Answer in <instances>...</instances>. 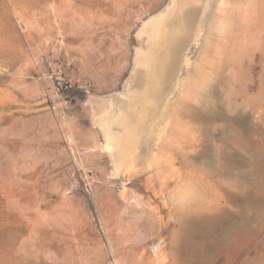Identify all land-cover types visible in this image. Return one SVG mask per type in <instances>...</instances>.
Returning <instances> with one entry per match:
<instances>
[{
    "label": "rangeland",
    "instance_id": "1",
    "mask_svg": "<svg viewBox=\"0 0 264 264\" xmlns=\"http://www.w3.org/2000/svg\"><path fill=\"white\" fill-rule=\"evenodd\" d=\"M171 3L0 0V264H264V0H200L152 86Z\"/></svg>",
    "mask_w": 264,
    "mask_h": 264
},
{
    "label": "bare ground",
    "instance_id": "2",
    "mask_svg": "<svg viewBox=\"0 0 264 264\" xmlns=\"http://www.w3.org/2000/svg\"><path fill=\"white\" fill-rule=\"evenodd\" d=\"M199 2L200 0H172L171 5L164 13L161 12L162 14L156 20L151 21L145 26L144 34L147 36H142L144 34L141 35L146 38L145 47L140 50L139 56L142 58V61H144L146 57L144 63L141 64L144 66V78H148V82H150V84L152 83V86L161 81L163 69L167 70L169 74L172 73L174 67L169 63V59L179 55V50L181 49L180 45L187 37L186 30L190 29ZM144 78L143 81L146 82ZM212 103L210 97L205 98L202 109L206 111V113L201 112L199 109L191 108L192 106L189 107L188 111H185L186 107L183 109L182 106V109H179L178 113L182 114L185 112L187 116L190 114L192 117L212 119L213 116L210 114ZM174 121L176 123V120ZM173 129L175 128L173 127ZM177 134L179 135V132ZM178 135L173 137L171 143H166L163 146L164 151L170 149L172 152L176 153L178 145L175 144V141L179 142V138H177ZM198 141L196 135H193V137L191 136V146H196Z\"/></svg>",
    "mask_w": 264,
    "mask_h": 264
},
{
    "label": "built area",
    "instance_id": "3",
    "mask_svg": "<svg viewBox=\"0 0 264 264\" xmlns=\"http://www.w3.org/2000/svg\"><path fill=\"white\" fill-rule=\"evenodd\" d=\"M45 78L50 79L57 92L67 94L72 90V78L65 70L64 64L59 59L46 58V67L42 71ZM92 86L90 81L80 85V87L89 90Z\"/></svg>",
    "mask_w": 264,
    "mask_h": 264
},
{
    "label": "water",
    "instance_id": "4",
    "mask_svg": "<svg viewBox=\"0 0 264 264\" xmlns=\"http://www.w3.org/2000/svg\"><path fill=\"white\" fill-rule=\"evenodd\" d=\"M48 105H50V103L48 101H45V102H42V103H39V104L28 106V108H30V109H38V108H41V107H44V106H48Z\"/></svg>",
    "mask_w": 264,
    "mask_h": 264
}]
</instances>
